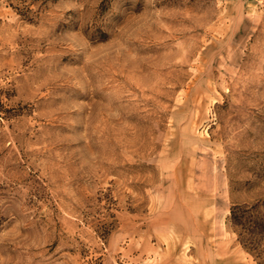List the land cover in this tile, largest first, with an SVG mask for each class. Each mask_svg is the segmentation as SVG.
Listing matches in <instances>:
<instances>
[{
  "label": "rangeland",
  "instance_id": "374dc122",
  "mask_svg": "<svg viewBox=\"0 0 264 264\" xmlns=\"http://www.w3.org/2000/svg\"><path fill=\"white\" fill-rule=\"evenodd\" d=\"M264 0H0V264H258Z\"/></svg>",
  "mask_w": 264,
  "mask_h": 264
},
{
  "label": "trees",
  "instance_id": "16d2710c",
  "mask_svg": "<svg viewBox=\"0 0 264 264\" xmlns=\"http://www.w3.org/2000/svg\"><path fill=\"white\" fill-rule=\"evenodd\" d=\"M228 224L242 248L264 264V202L232 206Z\"/></svg>",
  "mask_w": 264,
  "mask_h": 264
}]
</instances>
